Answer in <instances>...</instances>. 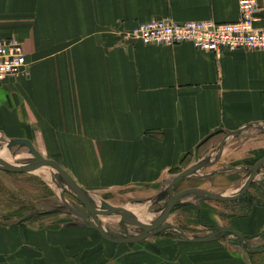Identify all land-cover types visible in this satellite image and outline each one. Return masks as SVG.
I'll return each instance as SVG.
<instances>
[{"label": "crops", "instance_id": "obj_1", "mask_svg": "<svg viewBox=\"0 0 264 264\" xmlns=\"http://www.w3.org/2000/svg\"><path fill=\"white\" fill-rule=\"evenodd\" d=\"M256 16L263 25L264 0ZM238 18V0H0V34L22 43L29 66L0 81V138L27 139L58 159L93 205L162 189L192 166L191 175L240 189L264 157V52L215 54L125 35L151 20ZM253 184L251 196L264 200V165ZM50 199L40 215L0 218V264L149 263V249L54 218ZM230 225L264 238V206ZM226 250L220 264H245Z\"/></svg>", "mask_w": 264, "mask_h": 264}, {"label": "rangeland", "instance_id": "obj_2", "mask_svg": "<svg viewBox=\"0 0 264 264\" xmlns=\"http://www.w3.org/2000/svg\"><path fill=\"white\" fill-rule=\"evenodd\" d=\"M11 142V140L0 138V159L10 165L23 164L32 159L26 147L11 145ZM42 154L44 153L42 152ZM50 159L59 164L58 159ZM248 174L249 170L243 172L241 186L246 181ZM220 177L218 175L208 177L190 175L172 188V194L186 188H200L217 195H230L239 190L225 189V182ZM167 187L168 185L158 190L151 189L145 193L142 191L141 195L143 196L137 197H130V193H121L123 195L120 196L107 195L104 200L98 204L95 203V206L101 208V203L118 206L132 213L139 220L138 210L143 209L142 211L145 212L144 220L141 219L140 221L151 223L162 212L168 198ZM254 187L253 184L249 188L251 190L248 189L243 197L233 202H217L195 195L185 196L173 208L165 225L178 227L188 238H203L214 235L217 233L216 227H231L230 224L234 218L247 212L248 207L245 204L252 197L251 193L254 192ZM65 189H67L66 184L57 172L49 166L22 173L0 171V218L6 221H14L20 217L40 215L39 212L46 210L44 209V202H48L51 196L54 218L64 222L82 223V220L72 214L64 205L81 209L84 207L66 193ZM160 196L161 198H158ZM142 202L148 203V205H144ZM92 220L99 222L110 234L118 237L137 236L142 232L139 227L123 223L118 213L96 215ZM236 241L237 238L234 235L217 233V239L214 241L186 242L175 230L164 228L158 233L139 242L130 243V245L135 248L149 249L150 261L147 264H177L178 258L181 260L184 258L183 264H189V259H191L192 264H210L211 262L220 264L223 260L222 253H226V249H230V253H232L230 258L234 261L239 258L245 261V264H264V238L246 237V243H244L245 249H260V254L239 249Z\"/></svg>", "mask_w": 264, "mask_h": 264}, {"label": "built area", "instance_id": "obj_3", "mask_svg": "<svg viewBox=\"0 0 264 264\" xmlns=\"http://www.w3.org/2000/svg\"><path fill=\"white\" fill-rule=\"evenodd\" d=\"M259 0H238L239 18L231 23L214 21L151 20L125 33L126 38L145 45L176 46L190 43L215 54L223 51L264 52V24L257 25ZM29 66L22 43L16 37L0 34V81L7 77L26 76Z\"/></svg>", "mask_w": 264, "mask_h": 264}, {"label": "water", "instance_id": "obj_4", "mask_svg": "<svg viewBox=\"0 0 264 264\" xmlns=\"http://www.w3.org/2000/svg\"><path fill=\"white\" fill-rule=\"evenodd\" d=\"M10 144L22 145L26 147L29 150L32 159L26 163L16 164L14 166L0 159V171L7 173H22L44 166H49L53 168L60 176V178L63 180V182L66 184L67 189H65V192L70 194L81 206L84 207V209H81L78 207H70L68 205H64L65 208L68 209L75 216L79 217L82 220V223L86 227L95 229L102 235V237H104L107 240L116 243H135L147 238L150 235H154L158 233L160 230L164 228H170L175 230L178 234H180L184 238V241L186 242H210L217 239V233H228L234 235L237 238L236 244L241 248L245 249L244 243L246 239L244 235L231 228L216 227L215 230L217 231V233L214 235H210L203 238H188L183 234L181 230L178 229V227L173 225H165V222L167 221L168 216L170 215L173 208L177 205V203L183 197L188 195L200 196L203 197L204 199L217 201V202H233L239 200L241 197H243L246 194V192L250 188L251 184L254 181L258 169L264 165V157L258 160L254 165L249 167L248 169L249 174L242 187L236 193L230 195H217L215 193L200 188H188L178 193L172 194V188L181 179L190 176L197 169L196 166L188 167L187 169L183 170L178 175H176L174 179L169 183L167 187L168 198L165 201L164 207L160 215L151 223H144L141 222L139 219H137L130 212L117 206H112L106 203H102L101 208H97L95 205L92 204L87 194L70 176V174L66 172L56 161L47 159L44 156H42L32 145L31 141L27 139H19L12 141ZM109 213H118L123 223H127L139 227L142 232L137 236L118 237L117 235L110 234L106 229L102 227V225L99 222L92 220L95 218L96 215L109 214ZM245 250H247L249 253L260 251V249H255V248H249Z\"/></svg>", "mask_w": 264, "mask_h": 264}, {"label": "trees", "instance_id": "obj_5", "mask_svg": "<svg viewBox=\"0 0 264 264\" xmlns=\"http://www.w3.org/2000/svg\"><path fill=\"white\" fill-rule=\"evenodd\" d=\"M256 204L257 206H264V200H259V199H256V198H252L250 197L249 201L246 202L245 206H247V212L245 214H242L238 217H245L249 214L250 212V208H252V206Z\"/></svg>", "mask_w": 264, "mask_h": 264}, {"label": "bare ground", "instance_id": "obj_6", "mask_svg": "<svg viewBox=\"0 0 264 264\" xmlns=\"http://www.w3.org/2000/svg\"><path fill=\"white\" fill-rule=\"evenodd\" d=\"M33 145V144H32ZM2 156H5L4 154H2ZM14 166V165H13ZM143 209H140V210H138V217L140 218V219H142V220H144V217H143V215H145V212L144 211H142ZM136 212V211H135ZM134 212V213H135ZM137 213V212H136ZM136 215V214H135ZM146 223H150V222H146Z\"/></svg>", "mask_w": 264, "mask_h": 264}, {"label": "flooded vegetation", "instance_id": "obj_7", "mask_svg": "<svg viewBox=\"0 0 264 264\" xmlns=\"http://www.w3.org/2000/svg\"><path fill=\"white\" fill-rule=\"evenodd\" d=\"M161 197V196H160Z\"/></svg>", "mask_w": 264, "mask_h": 264}]
</instances>
